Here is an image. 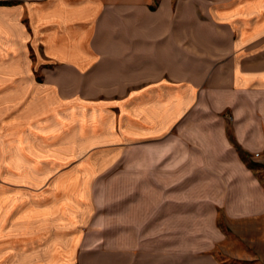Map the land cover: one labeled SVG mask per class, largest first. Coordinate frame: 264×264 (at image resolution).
Wrapping results in <instances>:
<instances>
[{"label":"crops","instance_id":"obj_1","mask_svg":"<svg viewBox=\"0 0 264 264\" xmlns=\"http://www.w3.org/2000/svg\"><path fill=\"white\" fill-rule=\"evenodd\" d=\"M95 143L150 183L119 196L112 244L109 225L78 243V195L41 204L29 169ZM237 147L264 164V0H0V180L20 187L0 189V264H219L218 210L264 214Z\"/></svg>","mask_w":264,"mask_h":264},{"label":"rangeland","instance_id":"obj_2","mask_svg":"<svg viewBox=\"0 0 264 264\" xmlns=\"http://www.w3.org/2000/svg\"><path fill=\"white\" fill-rule=\"evenodd\" d=\"M41 56L45 55L41 53ZM31 58L36 61L32 54ZM51 61L47 57L41 59V69L34 70L38 82L42 83L46 76H52L54 64ZM127 152L116 146L104 147L95 143L90 149L78 150L74 157L63 160L64 164L60 166H30L33 175L41 173L46 178L41 181V193H49V197H41V204H48L50 197L56 193L61 198L67 197V194L78 195L77 203L81 205L76 217L70 216L80 222L78 229L73 230L78 233V243H90L92 239L101 238L103 225L110 227L104 230L111 236L110 244L116 243L120 233L124 234V231L118 230L119 196L123 193H150V183L141 182L140 171H135L130 157L125 160ZM253 157L257 159L258 154ZM246 165L251 167L264 189V164L248 158ZM11 171L10 166H0V179L6 178ZM135 174H138V181ZM16 183L19 182L0 180V189L17 193L20 187H15ZM21 192L29 193L23 189L19 190ZM216 225L222 234L221 242L213 250L219 264H264V214L247 220L228 221L218 210ZM60 264L67 263L63 261Z\"/></svg>","mask_w":264,"mask_h":264},{"label":"trees","instance_id":"obj_3","mask_svg":"<svg viewBox=\"0 0 264 264\" xmlns=\"http://www.w3.org/2000/svg\"><path fill=\"white\" fill-rule=\"evenodd\" d=\"M237 151H238L241 159L247 164L249 155L246 152H244L243 150H241L239 147H237ZM249 168L251 169V167H249Z\"/></svg>","mask_w":264,"mask_h":264}]
</instances>
